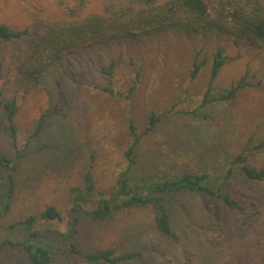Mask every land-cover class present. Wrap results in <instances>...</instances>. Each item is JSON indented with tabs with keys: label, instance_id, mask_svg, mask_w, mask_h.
I'll list each match as a JSON object with an SVG mask.
<instances>
[{
	"label": "rangeland",
	"instance_id": "1",
	"mask_svg": "<svg viewBox=\"0 0 264 264\" xmlns=\"http://www.w3.org/2000/svg\"><path fill=\"white\" fill-rule=\"evenodd\" d=\"M113 3L127 0H0V22L31 34L0 48V91L5 99L16 97L20 107L18 149L0 108V151L18 166L10 207L0 211V244L29 239L30 230L10 226L36 215L33 230L48 238L34 239L49 242L53 264H71L66 236L85 252L145 250L144 260L136 264H264V181L250 182L238 173L228 188L246 212L186 194L180 200L184 216L175 223L176 238L156 229L151 208L118 212L105 221L86 216L85 209L109 196L129 167L130 122L140 133L153 112L160 121L139 143L132 168L140 183L192 171L221 174L243 150H253V161L264 164V146L259 147L264 142V45L232 32L170 29L120 35L65 55L38 82L18 75V63L47 25L103 13ZM220 49L226 62L205 102ZM239 82L235 97L216 99ZM43 116L44 126L34 135ZM87 171L93 175L94 194L88 205L74 210L72 189L84 186ZM49 206L57 208L60 219L40 218ZM0 264H27L23 249L0 248Z\"/></svg>",
	"mask_w": 264,
	"mask_h": 264
},
{
	"label": "trees",
	"instance_id": "2",
	"mask_svg": "<svg viewBox=\"0 0 264 264\" xmlns=\"http://www.w3.org/2000/svg\"><path fill=\"white\" fill-rule=\"evenodd\" d=\"M170 29H180L186 33L229 31L238 39L264 45V1L127 0L125 5L113 3L108 5L103 13L58 20L47 25L35 39L32 50L18 63L16 70L19 76L38 82L42 73L67 54L120 35L138 36ZM28 36L31 34L27 28L14 29L0 22V48L4 43L22 40ZM225 62L224 51L220 49L214 55L205 102L210 100L213 80ZM198 70L197 65L193 76ZM241 87L240 82L234 84L216 99L233 98ZM105 90L113 93L112 90ZM0 108L8 124L13 144L18 149V128L15 119L20 107L17 98L5 99L0 91ZM45 120L44 116L39 119L34 135L41 131ZM159 121L160 116L153 112L148 125L140 133L134 122H130L134 139L126 152L129 167L119 174L116 187L109 196H102L92 207L85 209L86 216L92 221H105L118 212L151 208L156 229L167 238H176L175 223L184 216V204L180 200L186 194L206 196L231 211L246 212L247 206L228 187L232 186L235 173L250 182L264 181V164L253 161L251 149L236 153L227 170L221 174L192 171L144 183L136 181L132 171L136 164V149L142 138L150 134ZM263 146L264 142L259 147ZM17 170L15 159L0 151V211H7L10 207L16 187ZM94 187L92 173L85 172L84 186L72 189L74 210L91 202ZM40 218L60 219L61 213L56 207L49 206L40 213ZM38 219V216L31 215L11 224L12 228L23 226L30 230V238L22 243L7 240L0 244V248L20 246L27 264H53L55 253L49 242L34 239L48 238L47 234L33 230ZM77 224L78 218H75L73 232L77 231ZM64 244L71 264H136L146 256L143 249L119 252L116 248H107L85 252L67 236Z\"/></svg>",
	"mask_w": 264,
	"mask_h": 264
}]
</instances>
